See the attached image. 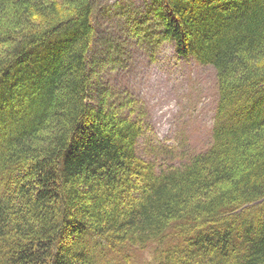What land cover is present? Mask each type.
Masks as SVG:
<instances>
[{"label":"trees","instance_id":"obj_1","mask_svg":"<svg viewBox=\"0 0 264 264\" xmlns=\"http://www.w3.org/2000/svg\"><path fill=\"white\" fill-rule=\"evenodd\" d=\"M99 1L0 0V264H264V0H151L219 93L209 149L162 172L93 94Z\"/></svg>","mask_w":264,"mask_h":264},{"label":"rangeland","instance_id":"obj_2","mask_svg":"<svg viewBox=\"0 0 264 264\" xmlns=\"http://www.w3.org/2000/svg\"><path fill=\"white\" fill-rule=\"evenodd\" d=\"M150 4L151 0H100L89 59L100 63L91 81L93 94L105 87L111 100L107 112L146 126L136 153L162 172L209 149L219 93L212 66L180 57L173 43L159 40L161 28ZM148 255L146 251L138 256L136 264H147Z\"/></svg>","mask_w":264,"mask_h":264}]
</instances>
